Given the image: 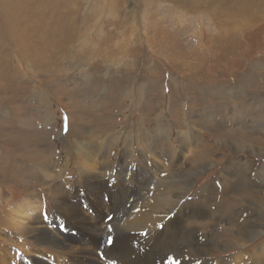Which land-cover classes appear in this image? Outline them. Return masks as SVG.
I'll use <instances>...</instances> for the list:
<instances>
[{
  "label": "rangeland",
  "instance_id": "374dc122",
  "mask_svg": "<svg viewBox=\"0 0 264 264\" xmlns=\"http://www.w3.org/2000/svg\"><path fill=\"white\" fill-rule=\"evenodd\" d=\"M104 1L0 0V261H4L2 264H40L41 261L81 264L89 258L99 264H136L131 263L130 257L124 263L111 254L110 249L119 238L115 228L113 233L112 221L121 223L137 209L146 210L150 202H141L142 199L167 181H175L178 190L180 181L188 183L194 197L207 187L198 205L216 217V212L222 211L219 207L222 197L227 199L228 207V201L236 197L230 191L216 190V180L227 176L232 181L234 172L240 171L235 175L236 181L252 180L245 189L251 195L247 202L255 204L254 211L248 212L251 224L244 231H235L225 224L227 213L223 212L221 223L209 226L202 242L201 232L194 227L190 233L193 255L189 260L190 264H251L254 251L264 246V133L257 130L264 127V20L250 24L245 30L229 28L224 33L226 36L219 35L216 25L228 10L251 4L256 9L260 3L257 0H167L170 3H164L161 11L160 0H111L112 10H118L112 17ZM176 6L190 12L191 18L185 23L188 29L177 20ZM131 9L132 28H142L146 15L148 26L142 37H134L126 30L125 37L131 39L120 51L116 41L122 42L119 32L126 29V22L120 17ZM198 14L207 16L204 23L195 21ZM172 16L175 18L171 23ZM56 21L54 29L52 25ZM122 54L124 60L129 57L125 60L129 63L126 62L123 76L114 73L113 66L105 70L107 62L123 58ZM89 61L93 69L91 81L86 83L79 76L80 69H87ZM117 76H121V81ZM128 76L137 84L127 86ZM202 86L204 91L197 90ZM127 95L133 96L135 103L142 101L137 105H143H134L129 113H123L129 101ZM165 100L173 102L164 114L165 120L172 118L166 126L155 122L160 102ZM252 122H255L253 126ZM106 126L112 129L107 130ZM120 128L125 131L117 137ZM185 134H189L188 138ZM176 155L178 158L173 160ZM259 166L263 167L262 171ZM122 170L126 171L122 181L133 182V187L130 195L121 197L119 203L109 201L114 205L112 208L109 198L103 195L109 191L94 181L111 189L112 176ZM134 170L136 176H132ZM143 182H149L146 188ZM85 183H91L95 194L105 197L104 208L110 212L103 215L106 219L101 222L107 235L95 232L92 236L96 241H90L88 246L69 242L77 253L42 242L35 223L17 220L24 224L23 228L19 227L22 233L11 227L9 221L14 208L25 206L28 201L34 207L44 205L42 221L45 217L50 219L52 211L63 215L64 211L56 207L58 201L53 199L57 190L56 195L64 200L63 208L74 204L71 190H77V198L84 203L82 192L89 191ZM122 188L128 189L126 185ZM136 188L141 190L135 192ZM169 199L175 197L170 195ZM179 206L180 203L176 209ZM94 213L95 209L90 216ZM160 213L166 215L168 211L162 209ZM236 214L233 219L246 220V213L241 214L240 207ZM53 223L57 232H67L63 218ZM260 223L263 227L257 225ZM69 224L71 236L76 233L85 237L81 230L76 231L83 224L81 221ZM158 226L160 223L153 229ZM262 231L257 241L246 238L245 233ZM240 253L244 254L241 258ZM164 254L168 262L170 258L173 260L169 251ZM234 259L237 260L232 262Z\"/></svg>",
  "mask_w": 264,
  "mask_h": 264
},
{
  "label": "bare ground",
  "instance_id": "6f19581e",
  "mask_svg": "<svg viewBox=\"0 0 264 264\" xmlns=\"http://www.w3.org/2000/svg\"><path fill=\"white\" fill-rule=\"evenodd\" d=\"M37 1V0H36ZM41 1V0H40ZM49 1V0H48ZM89 1V0H88ZM95 1V0H94ZM159 1V0H158ZM176 2H178V0H175ZM184 1V0H183ZM39 2V1H38ZM97 2V1H96ZM105 8H109V15L114 17L116 14H118V10L117 9H113L110 6L111 5V0H105ZM179 2H182L179 1ZM225 2V1H224ZM99 3V2H98ZM148 5L151 3L149 1L146 2ZM158 5V10L161 9V11L163 10L164 6L163 4L166 3H170V1L168 2L167 0H160ZM172 3V2H171ZM197 3V2H196ZM209 3V2H208ZM260 3V4H259ZM174 4V3H173ZM195 4V3H194ZM198 4V3H197ZM237 4V3H236ZM257 4H259V7H257L256 9L252 8V4L248 5V6H239L237 9L233 10H228L227 13H223L224 16L221 17V22L219 25L217 26V30H220V34L219 35H225L224 33L228 32V29L231 28L233 30H245L247 26H249L250 24L260 21V20H264V0H257ZM216 5V4H214ZM74 6V5H73ZM101 6V5H100ZM56 7V6H55ZM65 7V5H64ZM168 9L170 8L169 6H166ZM196 7V6H195ZM70 8V7H68ZM104 8V9H105ZM157 8V7H156ZM80 9V8H79ZM101 9V8H100ZM103 9V8H102ZM171 9V8H170ZM176 9L177 6H176ZM181 9V8H180ZM179 10V13L177 14V20L181 23H183V25L185 26V28H189V25H185V23L191 18L190 15H188V13L190 14V12H185L183 10ZM196 9V8H195ZM201 9V8H200ZM230 9V8H229ZM57 10V9H56ZM189 10V9H188ZM191 10V8H190ZM194 10V9H192ZM207 10V9H205ZM204 10V11H205ZM101 11V10H100ZM175 11L174 9L171 10ZM196 11V10H195ZM194 11V13H195ZM162 13V12H160ZM177 13V12H176ZM193 13V14H194ZM199 13V12H198ZM102 14V13H101ZM197 14V13H196ZM133 15V9L129 10L128 13H125L124 15H122L120 18L124 19V22H126V25L123 31L119 32V35L121 36V43L120 41H116V44L118 47V50L123 51L121 49V46L125 45L127 46L125 43H127V41H129L131 38L130 37H125V32L126 30L129 31L130 35H134V37H142L143 34H145L146 32V27L148 26L146 24V20L148 21L149 17L148 15L143 17V25L142 28H138L137 30H135L134 28H132L134 26V22L131 21L130 17ZM209 15V14H207ZM212 15V14H211ZM215 15V14H214ZM120 15H117V19H119ZM206 16V15H204ZM203 15H197V18L195 19V21L201 23H204V18ZM213 16V15H212ZM165 17H167L165 15ZM184 17H187V19H185ZM207 17V16H206ZM209 17V16H208ZM175 18V16H172L169 21L172 23V19ZM214 18V17H213ZM113 19V18H112ZM42 20V19H41ZM111 20V19H110ZM182 20V21H180ZM210 20V19H209ZM212 20V19H211ZM81 21V20H80ZM39 22V21H38ZM95 22V21H94ZM108 22V21H107ZM111 22V21H110ZM116 22V21H115ZM163 22V21H162ZM57 23L58 21H56L52 26L55 29V27H57ZM100 23V21L98 22ZM194 23V22H193ZM198 23V24H199ZM207 23V22H206ZM80 24V23H78ZM91 24V23H90ZM165 24V23H164ZM208 24V23H207ZM60 25V24H59ZM58 25V26H59ZM74 25V24H73ZM76 25V24H75ZM191 25V24H190ZM78 26V25H77ZM117 26L119 27V25L117 24ZM124 26V25H123ZM193 26V25H192ZM196 26V25H195ZM202 26V25H198ZM206 26V24H205ZM30 27V26H29ZM28 27V28H29ZM37 27V25H36ZM82 27V26H80ZM183 27V26H182ZM77 28V27H76ZM120 28V27H119ZM167 28V27H166ZM58 29V28H57ZM111 29V28H110ZM122 29V28H121ZM162 29V28H161ZM174 29V28H173ZM183 28H181L182 30ZM203 29V28H202ZM19 30V29H18ZM158 30V29H157ZM163 30V29H162ZM166 30V29H165ZM180 30V29H179ZM214 30V29H213ZM212 30V31H213ZM241 30V31H242ZM20 31V30H19ZM51 31V30H50ZM111 31V30H110ZM116 31V28L115 30ZM43 32V31H42ZM112 32V31H111ZM165 32V31H164ZM175 32V31H174ZM187 32V31H186ZM202 32V31H201ZM216 33V31H214ZM219 32V31H218ZM239 32V31H238ZM35 33V32H34ZM180 33V32H179ZM184 35V32H182ZM204 33V32H203ZM104 34V33H103ZM102 34V35H103ZM188 34V33H186ZM208 34V32H207ZM214 34V33H213ZM19 35V34H18ZM37 35V34H36ZM182 35V36H183ZM218 35V34H217ZM45 36V35H44ZM105 36V35H104ZM113 36V35H112ZM118 36V35H117ZM155 36V35H154ZM203 36V35H202ZM226 36V35H225ZM160 37V36H158ZM163 37V35H162ZM23 38V37H21ZM111 38V37H110ZM133 38V37H132ZM145 38V37H144ZM152 38V37H151ZM154 38V37H153ZM166 38V37H165ZM178 38V37H177ZM143 39V38H142ZM35 40V39H34ZM54 40V39H53ZM75 40V39H74ZM116 40V39H115ZM184 40V38L182 39ZM220 40V39H219ZM30 41V40H29ZM133 41V40H132ZM131 41V42H132ZM175 41V40H174ZM188 41V40H187ZM31 42V41H30ZM45 42V41H44ZM47 42V41H46ZM55 42V41H54ZM115 42V41H114ZM160 42V41H159ZM216 42V41H215ZM35 43V42H34ZM48 43V42H47ZM156 43V42H155ZM158 43V42H157ZM188 43V42H187ZM191 43V42H190ZM198 43V42H197ZM203 43V42H202ZM201 43V44H202ZM26 44V43H25ZM30 46V43H28ZM39 44V43H37ZM52 44V43H51ZM97 44V43H96ZM169 44V43H168ZM200 44V45H201ZM32 45V43H31ZM47 45V44H45ZM154 45V44H152ZM174 45V44H172ZM182 45V44H181ZM189 45V44H188ZM196 45V44H195ZM59 46V45H58ZM116 46V45H115ZM116 46V48H117ZM155 46V45H154ZM185 46V45H184ZM26 47V46H25ZM39 47V46H38ZM42 47V46H41ZM93 47V46H92ZM150 47V46H149ZM158 47V46H157ZM163 47V46H162ZM169 47V46H168ZM180 47V46H179ZM204 47V46H203ZM46 48V47H45ZM45 48L43 50H45ZM88 48V47H87ZM96 48V47H94ZM115 48V50H116ZM164 48V47H163ZM28 49H30L28 47ZM38 49V48H37ZM35 49V51L37 50ZM53 49V48H52ZM71 49V54L74 52V48H70ZM97 49V48H96ZM99 49V48H98ZM97 49V50H98ZM106 49V48H104ZM195 49V48H194ZM203 49V48H202ZM114 50V49H113ZM40 51V50H39ZM94 51V50H93ZM130 51V50H129ZM157 51V49H156ZM55 52V51H54ZM103 52V50L101 51ZM106 52V51H105ZM126 52V51H125ZM132 52V51H131ZM196 52V51H195ZM31 53V52H30ZM47 53V52H44ZM43 53V54H44ZM99 53V52H98ZM130 53V52H129ZM128 53V54H129ZM155 54V53H154ZM175 54V53H174ZM203 54V53H202ZM37 55V54H36ZM100 55V54H99ZM98 55V56H99ZM123 55V54H122ZM195 55V54H194ZM44 56V55H43ZM114 56V55H113ZM156 56V55H155ZM196 56V55H195ZM49 57V56H48ZM121 57V56H120ZM132 57V56H131ZM199 57V56H198ZM83 58V56H82ZM93 58V57H92ZM98 58V57H97ZM126 58V57H125ZM129 58V57H128ZM126 58V59H128ZM204 58V57H202ZM88 59V58H87ZM125 59V60H126ZM200 59V58H199ZM84 60V59H83ZM82 60V61H83ZM104 60V58H103ZM124 60V55L123 58H118L117 61L111 60L110 62H107L106 66H105V70L108 71L109 68H111V66L114 67L115 71L114 73H119L122 75V71L126 69V62L129 63V60H127L125 62ZM53 61H56L55 59H53ZM102 61V60H101ZM138 61V60H137ZM148 61V59L146 58V61H144V64ZM71 62V61H70ZM78 62V61H76ZM72 63V62H71ZM85 63V62H84ZM87 63V62H86ZM132 64V63H131ZM88 68L87 69H80L82 70L81 74H80V80L82 82H86L89 83L91 81V72L90 70L93 69V63H91L89 61V63L87 64ZM31 66V65H30ZM74 66V65H73ZM128 66H130L128 64ZM71 67V66H70ZM77 67V66H76ZM38 68V67H37ZM72 68V67H71ZM83 68V67H82ZM59 69V68H58ZM103 69V68H102ZM144 69V68H143ZM119 70V72H118ZM121 70V71H120ZM135 70V69H134ZM253 70V69H252ZM77 71V69H76ZM100 71V70H99ZM106 71V72H107ZM144 71V70H143ZM61 72V71H60ZM103 72V71H102ZM247 72V71H246ZM113 73V74H114ZM143 73V72H142ZM111 74V73H110ZM246 74V73H244ZM249 74V73H248ZM1 75V74H0ZM128 75V74H127ZM142 75V74H141ZM251 75V74H249ZM34 76V75H33ZM49 76V75H48ZM76 76V74H75ZM108 76V75H106ZM111 76V75H110ZM123 76V75H122ZM1 77V76H0ZM5 77V76H4ZM36 77V76H35ZM53 77V76H52ZM119 79V81H121V76H117ZM138 77V75L136 76ZM135 77V78H136ZM140 77V76H139ZM142 77V76H141ZM208 77V76H207ZM51 78V77H50ZM101 78V77H100ZM170 78V77H169ZM4 79V78H3ZM6 79V78H5ZM24 79V78H23ZM22 79V80H23ZM52 79V78H51ZM57 79V78H56ZM141 79V78H140ZM2 80V78L0 79ZM42 80V79H41ZM46 80V79H45ZM79 80V81H80ZM100 80V79H99ZM131 78H129L128 76V85H135L137 83H132ZM134 80V79H133ZM139 80V78H138ZM135 80V81H138ZM195 80V79H194ZM51 81V80H49ZM55 81V80H54ZM93 81V80H92ZM112 81V80H110ZM125 81V79H124ZM57 81H55L56 83ZM81 82V83H82ZM100 82V81H99ZM249 82V81H248ZM46 83V82H45ZM49 83V82H48ZM98 83V82H97ZM109 83V82H108ZM196 83V82H195ZM85 84V83H84ZM83 84V85H84ZM110 84V83H109ZM119 84V83H118ZM123 84V83H122ZM240 84V83H239ZM54 85V84H53ZM55 86V85H54ZM93 86V85H92ZM126 86V87H127ZM239 86V85H238ZM248 86V85H246ZM78 87V86H77ZM80 87H82L80 85ZM105 87V86H104ZM243 88V87H242ZM93 90V89H92ZM197 90H201L204 91L205 87H199L197 88ZM240 93L243 92V89H239ZM66 91V90H65ZM64 91V92H65ZM238 91V90H237ZM242 91V92H241ZM67 92V91H66ZM65 92V93H66ZM231 92V91H230ZM239 92V91H238ZM197 93H199V91H197ZM202 93V92H201ZM205 93V92H204ZM237 93V92H236ZM68 94V93H67ZM117 94V92H116ZM170 94V93H168ZM244 94V93H243ZM186 95V94H185ZM216 95V94H215ZM238 95V94H237ZM241 95V94H240ZM246 95V94H245ZM244 95V96H245ZM164 96V95H163ZM166 96V95H165ZM233 97V96H232ZM243 97V96H242ZM95 98V97H94ZM128 98V104L126 106V108H124L123 113H125L124 111H126V113L130 111V109H133L132 106L137 107L140 105H137V103L142 102V101H137V103H135L133 101L134 97L131 95H127ZM238 98V97H237ZM124 99V98H123ZM227 99V98H226ZM232 99V98H231ZM182 100V99H181ZM157 102V100H155ZM93 102V101H92ZM173 102H170L168 100H165L163 102H160V108H159V113L157 114L156 118H155V122L156 123H161L163 125H170V123L172 122V118L169 117V120H165L166 115H164L167 111L168 108L171 106ZM157 106V103L155 104ZM244 105L243 108L247 109V105H245L244 103L242 104ZM92 106V105H91ZM188 106V105H187ZM189 107V106H188ZM236 107V106H235ZM242 107V106H241ZM89 108H91L89 106ZM105 109V108H104ZM173 109V108H172ZM232 109V108H231ZM158 110V109H157ZM151 111V110H150ZM186 111H188V108L186 109ZM251 112V110H250ZM239 113V112H238ZM147 114V113H146ZM179 114V113H178ZM242 114V113H241ZM124 115V114H123ZM128 115V114H127ZM171 115V113H170ZM169 115V116H170ZM185 114L183 113V116ZM239 117V116H238ZM139 118V117H138ZM187 118V117H186ZM234 118V117H233ZM124 119V118H123ZM83 120V119H82ZM253 120V119H252ZM255 120V119H254ZM264 121V120H263ZM264 123V122H263ZM141 124V123H140ZM255 124V122H252V126ZM258 125V124H257ZM264 125V124H263ZM190 127V125H188ZM110 126H106L105 129L107 130H111L109 129ZM246 127H249V124L246 125ZM256 128V126H255ZM145 129V128H144ZM257 129V128H256ZM255 129V130H256ZM115 130V129H114ZM119 129H117L116 131H118ZM248 130V129H247ZM258 131L264 133V127L262 128V130H260V128L257 129ZM114 131V132H116ZM122 131H125L123 128H120L119 132H116V136L118 137L120 135V133ZM242 132V131H241ZM171 134L170 132H167V134ZM187 135L189 134H185V138H188ZM252 135V134H251ZM254 138V136H253ZM244 139V138H243ZM246 139V137H245ZM250 139V138H249ZM187 140V139H186ZM243 141V140H242ZM245 141V140H244ZM252 141V140H251ZM173 146H171L172 148ZM182 157V156H181ZM178 156L176 155L173 160L177 159ZM52 167V166H51ZM262 166H259L258 169H260V171H262ZM257 169V171H258ZM51 171H54L50 168ZM64 171H68L67 167H63ZM89 171V170H88ZM90 172V171H89ZM256 172V171H255ZM259 172V171H258ZM126 173L125 170H122L121 173H116L112 176L113 180L111 183V189L102 187L100 184L106 185L105 183H101L100 181H94L95 183H99L97 184L99 187H101L104 190H108L109 192L107 193H103L104 196H106V198L108 197L109 201L114 202V203H119L120 198L121 197H128L130 195V190H132L133 187V182H130L128 180H124L122 181V175ZM50 174V172H49ZM58 174V172H57ZM236 174H240V171L238 172H234L233 174V180L230 181L229 177H225V179L222 178H218L217 184L218 186H216V184L213 186L211 184V187L216 188V190H220L221 193H225V192H232L234 195H236V197H232L233 200L228 201V206H226L225 201L224 200L225 197H222V202L220 204V208L222 211L216 212V217H213L214 214H212L209 209L207 208H203L201 206L198 205V201L204 197V193L205 191L207 192V187H205L204 189L201 190L200 194H198L197 197H194V194L191 193V190L189 188V184L184 182V181H180L179 184L181 186V189H175V181H167L165 183H162L160 186L155 187L152 190V194L150 193L149 195H147V197L144 199H142L141 202H150L149 207H147L146 210L142 211L140 209H137L135 212L130 213L127 218L125 219V221H121V223L118 222H113L114 226L112 225L113 228V233H114V228L117 231V234H119V238L115 241V243H113L112 248L110 249V252L112 255H116V257L120 258L121 260L124 261V263H126V259L130 257L131 259V263H136V264H190V260H189V256L193 255V246L191 245V239H190V233L193 230L194 227H197L198 232L200 231L201 234L199 236L200 238V242L205 241L206 237H205V231L206 229L213 225H219L221 223V220L223 219V215L221 213H227V218H226V222L225 224L228 226H232L234 228L235 231H244L245 229H247V225L251 224V220L249 219V209L251 211H254V206L255 204L249 203L247 202L248 200H250L251 195L249 194V190H245L248 188V185L252 182L251 179H246L245 181H241L238 182L235 180V175ZM137 173L135 172V170L132 172V176H136ZM229 178V179H228ZM216 183V182H214ZM149 184V182H143L142 185L143 187H147V185ZM71 185V186H70ZM69 186L72 187L73 184H70ZM122 185H126V187L129 189H123ZM85 187L87 189H89V191H84L83 193V197L82 199L84 200V203H81L79 201V199L77 198V193H79L77 190H71L69 193L71 195V200L73 201L74 204H71L69 206H66L65 208H63V201L58 195L59 191H54L53 194V199H55L56 201H58V204H56V207L58 209H61L64 211V214L62 215V213L56 212V211H52V214L50 216V219H47L46 217L44 218V220L42 221L41 217H44L45 214L41 213L42 210L45 209L44 205H38L36 207H34L32 205V202L28 201L25 203V206H16L14 214L11 218V221H9L11 227L17 230V232L22 233L21 230H19V227L23 228L24 224H20L17 222V220H19L20 222L22 221L23 223L28 222L30 223H35L38 225V227L35 228V230L38 233V237L42 242H46L49 245L52 246H60V249H69L72 250V252L77 253L78 250H73L70 247V241H77V242H81L83 245L82 246H88V244L90 243V241H96L95 237L92 236L95 232H102L104 235H107V230L102 228V220L106 219V215H108V213L110 212L109 208H104V198L102 197L101 194H95V192L93 191V185L91 183H85ZM184 188V189H183ZM141 189H137L135 190V192H138ZM156 193H153V192ZM174 191H179V192H174ZM173 192V194H172ZM206 194V193H205ZM160 198H159V196ZM173 195L175 197V199H169V196ZM139 196V195H138ZM103 199V200H102ZM206 200V199H205ZM237 201V204L233 205V203ZM110 203V202H109ZM144 203V205H145ZM180 206L178 209H176V207L179 205ZM112 204L110 203V206ZM14 207V206H13ZM114 207V205H112V208ZM240 207V213H246V220L242 219V220H236L233 219V217H236V209ZM146 208V205L145 207ZM216 208V207H215ZM78 209V210H77ZM95 209V213L90 216L92 210ZM162 209H165L166 211H168L167 214L169 215H161L160 211ZM176 209V210H175ZM174 210V211H173ZM217 210V209H216ZM45 212V211H44ZM172 212V213H171ZM106 214L104 217L103 215ZM58 218H63V220L66 223V229L67 232L65 234H62L60 232H57L54 228V223L53 221H56ZM74 220H79L81 221L83 224L76 230L77 232H79L78 230H81L84 234V238H81L79 236H71L69 234L70 232V221H74ZM110 221V222H111ZM256 221V220H255ZM105 223V222H104ZM160 223V226H158L157 229H153V227H155L156 225H158ZM8 224V223H7ZM17 224V227H14ZM57 224V223H56ZM63 224V223H60ZM59 224V225H60ZM64 225V224H63ZM104 225V224H103ZM110 225V224H109ZM258 226H262L263 224H257ZM253 226V225H252ZM26 227V226H24ZM57 228V227H56ZM250 228V227H248ZM232 229V228H231ZM73 232V230H72ZM143 233H145L143 235ZM262 232H248L245 233L246 238H252L255 239L256 241L260 239L259 235L262 234ZM77 237V238H76ZM202 238V240H201ZM87 240V242L84 241ZM25 240V239H24ZM72 243V242H71ZM85 244V245H84ZM46 250V249H43ZM105 250V249H104ZM258 250V251H257ZM257 250L254 251L253 255L251 254L252 252H248L252 255V263L251 264H260L261 259L264 260V246L259 247ZM164 251H169L172 254V258L173 260H171V258L169 259L171 262H168V259L163 258L162 255L164 254ZM123 253H126L125 255H123ZM198 254V252H197ZM123 255V256H122ZM247 255V254H246ZM240 258L244 256L243 253H240L238 255ZM113 257V256H112ZM165 257V256H164ZM90 259H86L84 262H82L81 264H99L98 261L96 263V260L93 261H89ZM237 260V259H236ZM235 259L232 260V262L236 261ZM4 263V261H0V264ZM40 264H45V262H40ZM102 264V262H101ZM219 264V263H217Z\"/></svg>",
  "mask_w": 264,
  "mask_h": 264
}]
</instances>
